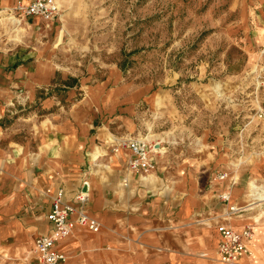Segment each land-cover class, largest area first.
Segmentation results:
<instances>
[{"label":"rangeland","instance_id":"374dc122","mask_svg":"<svg viewBox=\"0 0 264 264\" xmlns=\"http://www.w3.org/2000/svg\"><path fill=\"white\" fill-rule=\"evenodd\" d=\"M58 3V16L39 24L3 7L2 62L54 71L50 84L36 87L34 102L19 86L16 102L7 105L20 115L37 112L44 93L64 95L82 77L112 78L109 86L131 97L138 137L167 148L158 164L162 156L219 161L211 174H226L227 189L236 188L243 216L255 224L254 254L243 264H264V118L258 116L264 85L254 65L264 39V0Z\"/></svg>","mask_w":264,"mask_h":264},{"label":"crops","instance_id":"0c3cea01","mask_svg":"<svg viewBox=\"0 0 264 264\" xmlns=\"http://www.w3.org/2000/svg\"><path fill=\"white\" fill-rule=\"evenodd\" d=\"M17 2L30 0H0V6ZM53 18L21 19L39 24ZM258 54L255 68L263 61ZM53 78L44 64L35 68L0 58V262L36 264L32 248L51 230V196L62 189L64 200L73 201L86 183L88 213L99 229L91 231L72 216L71 234L57 244L66 255L60 264H222L216 258L218 226L241 230L252 221L244 211L227 215L230 204L241 205L236 188L227 189L225 179L211 174L219 161L162 156L151 173H130L129 150L113 149L143 132L136 131L131 97L116 93L108 76L77 79L61 96L44 93L37 112L20 115L7 105L16 102L19 86L34 102L36 87ZM160 145L161 155L167 148ZM222 192L230 195L227 203L218 197Z\"/></svg>","mask_w":264,"mask_h":264},{"label":"built area","instance_id":"2783aa9c","mask_svg":"<svg viewBox=\"0 0 264 264\" xmlns=\"http://www.w3.org/2000/svg\"><path fill=\"white\" fill-rule=\"evenodd\" d=\"M11 15L21 13L22 18L25 17H41L49 20L59 14L60 7L57 0H30L29 3L20 2L12 6L6 7ZM4 12L0 6V12ZM263 61L256 68V80L264 85V46L260 49ZM258 116L264 118V109H259ZM120 148L129 150L127 159V168L130 173L143 176L151 173L157 166V157L161 153L160 141H154L147 137H131L121 139L114 147V151ZM214 177L218 180H224L225 173H216ZM129 179L122 178V184L127 186ZM86 187L85 190L83 188ZM88 186L86 183L82 185L73 198V201L64 200V192L59 189L51 196L50 209L46 215L50 222L51 230L47 234L38 236L32 248L33 258L36 264H60L66 260V255L57 249V244L68 237L74 225L72 216L75 221L87 227L91 231H98L99 223L93 218L87 209ZM219 199L228 202L230 195L228 192L219 194ZM243 206L230 204L228 206L227 215L242 212ZM254 222L244 225L241 230H235L228 225H219V241L216 245L217 260L222 264H243V262L252 255V237L254 233Z\"/></svg>","mask_w":264,"mask_h":264},{"label":"bare ground","instance_id":"6f19581e","mask_svg":"<svg viewBox=\"0 0 264 264\" xmlns=\"http://www.w3.org/2000/svg\"><path fill=\"white\" fill-rule=\"evenodd\" d=\"M2 12V11H1ZM1 12H0V14H1ZM253 239H254V234H253V237H252V241H253ZM252 249V255L250 256V258L253 256V254H254V251H253V247L251 248ZM249 258V259H250ZM248 260V259H247Z\"/></svg>","mask_w":264,"mask_h":264},{"label":"water","instance_id":"95a60500","mask_svg":"<svg viewBox=\"0 0 264 264\" xmlns=\"http://www.w3.org/2000/svg\"><path fill=\"white\" fill-rule=\"evenodd\" d=\"M85 189H86V187L83 188V190H85Z\"/></svg>","mask_w":264,"mask_h":264}]
</instances>
